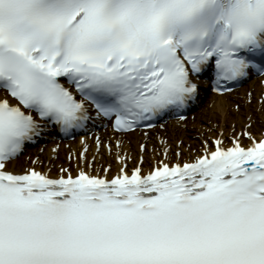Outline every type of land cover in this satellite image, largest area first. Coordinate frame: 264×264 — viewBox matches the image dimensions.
I'll use <instances>...</instances> for the list:
<instances>
[{"label": "snow or ice", "instance_id": "1", "mask_svg": "<svg viewBox=\"0 0 264 264\" xmlns=\"http://www.w3.org/2000/svg\"><path fill=\"white\" fill-rule=\"evenodd\" d=\"M199 76L264 77V0H0V264H264V137L146 175L7 167L57 130L152 128Z\"/></svg>", "mask_w": 264, "mask_h": 264}, {"label": "bare ground", "instance_id": "2", "mask_svg": "<svg viewBox=\"0 0 264 264\" xmlns=\"http://www.w3.org/2000/svg\"><path fill=\"white\" fill-rule=\"evenodd\" d=\"M245 132L251 133L257 140L263 137L264 89L260 84L239 94L211 96L205 110L195 121L190 120L180 126L129 134H116L109 129L86 141L68 143L69 148L66 144L52 142L41 155L42 147L31 152L35 154L33 157H38L35 165L28 161L33 158L29 153L23 160L12 161L7 167L15 171V165L23 164L52 176H56L61 167L69 168L73 175L81 168L95 175H105L104 169L109 168L107 176L111 177L118 174L122 166L126 165L125 171L130 172L142 163L141 169L148 172L161 163L194 161L204 154L206 145L209 150H214L213 142L217 139L224 147L231 146L233 139H239L242 146H248L250 140L243 136ZM97 137L102 144H110L111 151L103 146L97 150ZM117 141L120 142L119 148ZM142 144L145 146L143 151L140 148ZM82 151H85L83 160L79 156ZM117 155L121 160H117Z\"/></svg>", "mask_w": 264, "mask_h": 264}]
</instances>
